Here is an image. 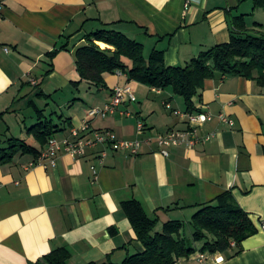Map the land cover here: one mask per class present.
Here are the masks:
<instances>
[{
	"label": "crops",
	"instance_id": "1",
	"mask_svg": "<svg viewBox=\"0 0 264 264\" xmlns=\"http://www.w3.org/2000/svg\"><path fill=\"white\" fill-rule=\"evenodd\" d=\"M253 5V0H0V146L18 137L40 148L27 134L38 119L30 102L59 126L51 137L58 141L88 121L91 130L140 142L136 154L97 144L79 158L59 150L55 166L44 167L37 163L40 154L24 152L1 164L0 264H35L59 247L68 249V264L119 263L144 251L124 201L137 200L160 231L168 221L190 225L200 205L226 191L248 213L256 233L242 241L236 255L201 252L202 243L194 242L197 254L174 264H217V257L221 264H264V83L216 73L204 79L194 109L187 111L171 88L128 79L125 71L105 72V87L82 80L75 56L92 32L112 29L141 43L145 58L162 50L165 65L183 66L228 42L234 17L243 15L251 33H264V7ZM116 86L130 87L135 100L121 102L106 116H89L109 102ZM49 106L54 109L46 115ZM177 111L213 114L196 133L214 136L192 147L160 146L158 134L189 126ZM219 113L234 125L220 122Z\"/></svg>",
	"mask_w": 264,
	"mask_h": 264
},
{
	"label": "trees",
	"instance_id": "2",
	"mask_svg": "<svg viewBox=\"0 0 264 264\" xmlns=\"http://www.w3.org/2000/svg\"><path fill=\"white\" fill-rule=\"evenodd\" d=\"M253 4L255 9L263 8L264 0H253ZM259 25L255 23V26ZM250 31L243 15L234 17L228 42L200 52L183 66H167L162 50H152L145 58L138 41L112 29H99L88 35L87 43L75 51L76 67L82 80L98 87H105V72L120 70L126 72L128 79L161 89L171 88L174 94L183 97L187 111H192L193 98L202 89L204 79L216 73L256 77L259 83H264V33ZM95 41H102L113 49L101 48ZM125 59L131 61L130 67ZM30 104L38 119L27 128V134L39 143L40 148L25 139L10 137L0 146V165L10 162L17 152L37 157L42 146L59 131V126L45 117L42 109L33 102ZM122 208L144 251L129 255L119 263L108 261L101 264H174L177 259L196 251L183 233V222L168 221L160 231H154L156 220L146 214L137 200L124 201ZM190 225L192 241L202 243L199 250L208 253L230 250L231 255H236L241 251L242 241L257 231L248 213L235 203L229 191L222 193L216 202L200 205L193 213ZM231 241H234L233 246ZM69 257L68 249L59 247L35 264H68Z\"/></svg>",
	"mask_w": 264,
	"mask_h": 264
},
{
	"label": "built area",
	"instance_id": "3",
	"mask_svg": "<svg viewBox=\"0 0 264 264\" xmlns=\"http://www.w3.org/2000/svg\"><path fill=\"white\" fill-rule=\"evenodd\" d=\"M125 100H135V95L131 88L128 86H116L113 89L109 102L102 109H91L88 115L93 116L99 112L103 116H106L109 113L115 112L116 107ZM177 113L187 118L189 126L185 130L172 129L166 133L158 134L156 138L160 146L170 147L185 144L192 147L197 142L208 141L214 136L213 132L201 137H198L196 133V127L198 125L204 124L213 119V114L210 112H198L197 114H192L177 111ZM216 117L220 122L226 123L230 126L234 125V121L223 113L217 114ZM138 129H143L142 122H138ZM88 131L92 134L91 137H84L83 134ZM97 144H107L115 150H128L132 154H136L140 142L138 140L117 139L115 134L111 131L91 130L88 121H84L79 128H73L71 130L70 138H66L62 142L58 141L56 138H50L47 143V148H45L38 156L37 163H43L44 167L55 166L59 150L63 149L73 158H79L84 156L89 148H92ZM100 155L104 156L105 151H102ZM42 159H47V162H42ZM91 168L95 173V167L92 166ZM262 228L264 229V224H262ZM232 244H234V242H232ZM200 257L202 258L203 255H200ZM215 260L217 264H221L223 258L217 257Z\"/></svg>",
	"mask_w": 264,
	"mask_h": 264
},
{
	"label": "rangeland",
	"instance_id": "4",
	"mask_svg": "<svg viewBox=\"0 0 264 264\" xmlns=\"http://www.w3.org/2000/svg\"><path fill=\"white\" fill-rule=\"evenodd\" d=\"M261 12V14H260V16L261 17H263V19H264V11L262 10V11H260ZM247 20L248 21H251V18L249 17V18H247ZM52 109H54V107H51V106H49L48 108H46V110L44 111L45 112V114L46 115H49V114H51V111H52ZM53 115V114H52ZM54 116V115H53ZM56 118V116H54V119ZM29 121V120H28ZM27 121V123H29ZM192 230V227H191V225H185V227H184V235L186 236V238L190 241V243L192 244V245H194V242L192 241V239H191V237H190V231ZM196 253V252H195ZM197 254V253H196Z\"/></svg>",
	"mask_w": 264,
	"mask_h": 264
}]
</instances>
